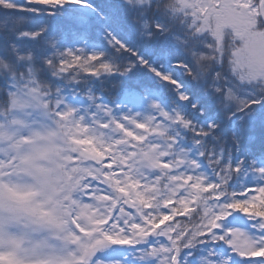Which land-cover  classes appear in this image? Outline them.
I'll return each instance as SVG.
<instances>
[{"label":"snow or ice","instance_id":"1","mask_svg":"<svg viewBox=\"0 0 264 264\" xmlns=\"http://www.w3.org/2000/svg\"><path fill=\"white\" fill-rule=\"evenodd\" d=\"M0 264H264V0H0Z\"/></svg>","mask_w":264,"mask_h":264}]
</instances>
